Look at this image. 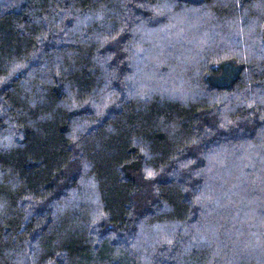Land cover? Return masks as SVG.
I'll return each instance as SVG.
<instances>
[{
	"label": "trees",
	"instance_id": "16d2710c",
	"mask_svg": "<svg viewBox=\"0 0 264 264\" xmlns=\"http://www.w3.org/2000/svg\"><path fill=\"white\" fill-rule=\"evenodd\" d=\"M0 264H264V0H0Z\"/></svg>",
	"mask_w": 264,
	"mask_h": 264
}]
</instances>
